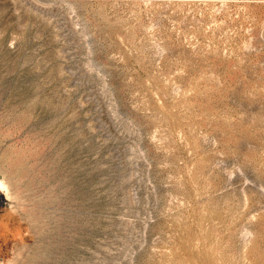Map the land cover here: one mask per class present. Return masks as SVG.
I'll return each mask as SVG.
<instances>
[{"label":"rangeland","instance_id":"obj_1","mask_svg":"<svg viewBox=\"0 0 264 264\" xmlns=\"http://www.w3.org/2000/svg\"><path fill=\"white\" fill-rule=\"evenodd\" d=\"M0 264H264V0H0Z\"/></svg>","mask_w":264,"mask_h":264}]
</instances>
